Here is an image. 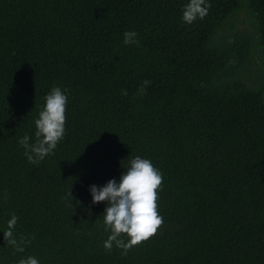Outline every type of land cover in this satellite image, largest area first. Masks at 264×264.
I'll list each match as a JSON object with an SVG mask.
<instances>
[{
	"label": "trees",
	"instance_id": "16d2710c",
	"mask_svg": "<svg viewBox=\"0 0 264 264\" xmlns=\"http://www.w3.org/2000/svg\"><path fill=\"white\" fill-rule=\"evenodd\" d=\"M188 2L0 0V264H264V0H207L192 24ZM242 9L255 34L218 37ZM53 87L65 135L32 164L19 141L35 142ZM135 156L162 174L164 222L125 255L104 248L107 201L89 189L119 182ZM12 214L23 252L4 239Z\"/></svg>",
	"mask_w": 264,
	"mask_h": 264
},
{
	"label": "clouds",
	"instance_id": "9594fccd",
	"mask_svg": "<svg viewBox=\"0 0 264 264\" xmlns=\"http://www.w3.org/2000/svg\"><path fill=\"white\" fill-rule=\"evenodd\" d=\"M210 8L211 4L207 0H189L183 7L182 19L185 23L192 24L198 18L203 19ZM123 36L125 45L139 44L137 32L125 31ZM151 83V80H144L143 85L138 89V95L146 94L147 87ZM122 95L126 96L127 91L122 90ZM66 103L67 96L59 87H53L46 95L43 110L35 120V142H30L31 138L28 135L23 136L19 141L30 163L38 164L48 155L54 154L58 142L65 135ZM161 184L162 174L151 161L135 156L129 161L119 182L113 178L102 187L90 186L93 204L107 201L103 219L106 225L105 231H110L111 234L104 241L106 250L111 251L115 244L116 247L123 249L126 255L132 247L156 234L164 222L157 211L156 203L157 189ZM67 196L73 197L72 191H69ZM17 221L18 217L12 214L7 222V229L3 231L4 239L6 245L12 246L17 252H23L24 245L30 241L24 237L19 240L16 238L14 231ZM121 234H126L129 239L125 241ZM19 264H39V261L33 256H28L26 259H21Z\"/></svg>",
	"mask_w": 264,
	"mask_h": 264
},
{
	"label": "rangeland",
	"instance_id": "374dc122",
	"mask_svg": "<svg viewBox=\"0 0 264 264\" xmlns=\"http://www.w3.org/2000/svg\"><path fill=\"white\" fill-rule=\"evenodd\" d=\"M237 17V18H236ZM236 17H233V21H235V27L232 28V27H227V25H225L224 27H222L220 30H219V34H218V37H221L223 34H228V33H232L231 31L233 29H235L236 31L238 32H242V31H245V32H250L251 34H255V27H254V23L252 22V20L250 19V16L248 15L246 9H242L238 12V15ZM232 21V20H231ZM229 21V22H231ZM253 34V35H254ZM219 39V38H218ZM251 56L256 60V64L257 65H260V61L257 60L258 56L256 57V53L255 51H252L251 52ZM241 70V71H240ZM239 72L240 74H238V77L240 79H242L243 81L247 82V78H249L248 75H246V71L244 69H242V67L239 69ZM252 74L250 75V78H253L254 76V73L256 75V73L258 72V69L255 68L254 71H251ZM255 80H257V78L255 77ZM254 81V80H253ZM249 84V83H248ZM264 84V81L260 84V86ZM259 85V84H258Z\"/></svg>",
	"mask_w": 264,
	"mask_h": 264
}]
</instances>
